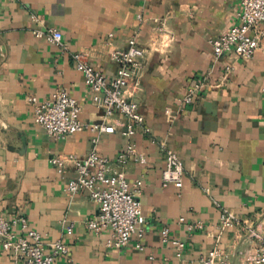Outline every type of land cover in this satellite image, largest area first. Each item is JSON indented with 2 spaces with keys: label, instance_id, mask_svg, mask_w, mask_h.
<instances>
[{
  "label": "crops",
  "instance_id": "0c3cea01",
  "mask_svg": "<svg viewBox=\"0 0 264 264\" xmlns=\"http://www.w3.org/2000/svg\"><path fill=\"white\" fill-rule=\"evenodd\" d=\"M238 9V0H0V216L24 213L47 241L62 238L69 253L57 264H199L217 245L229 250L231 264H249L257 247L250 230L264 232V37L250 59H216L211 45L238 23ZM46 26L61 30L66 48L35 36ZM134 36L146 55L131 89L151 133L139 130L132 138L148 162L130 161L126 171L131 184L144 180V250L136 247V235L116 249L107 244L109 229L89 228L86 219L98 214L99 205L88 190L68 193L74 166L60 173L52 162L93 148L115 158L129 143L121 127L101 134L97 144L89 128L55 139L35 121L28 99L53 98L66 88L82 104V120L101 123L102 110L72 54L83 52L113 76L111 49L127 48ZM198 81L206 85L186 105V90ZM152 137L180 155L181 189L163 184L165 153ZM223 207L236 213L238 226L219 227ZM196 220L204 229L189 233L186 223ZM164 226L186 243L181 257L162 242ZM0 264L21 262L0 247Z\"/></svg>",
  "mask_w": 264,
  "mask_h": 264
},
{
  "label": "built area",
  "instance_id": "2783aa9c",
  "mask_svg": "<svg viewBox=\"0 0 264 264\" xmlns=\"http://www.w3.org/2000/svg\"><path fill=\"white\" fill-rule=\"evenodd\" d=\"M238 1V23L211 40L216 59L224 54L250 59L261 47L264 37V29L261 28L264 25V0ZM32 18L41 24L44 22L38 15H32ZM161 27L163 28V25ZM34 34L66 48L63 34L56 27H39L34 30ZM145 55L146 49L141 46L137 37L130 38L127 48L111 49L110 56L117 64V72L113 76H107L91 64L83 52L72 54L77 69L83 72L85 83L92 91V102L102 110L101 123L84 122L81 118L82 104L66 88H58L53 98H28L34 106L35 121L55 139L89 128L97 133L93 138V142L97 144L101 134L115 132L118 125L122 133L129 138L127 147L115 158L99 153L96 148L84 156L70 153L52 158L60 173H64L69 165L74 166L77 176L67 181L66 191L70 194L81 189L90 192L91 198L99 205V212L95 217L86 219V225L95 231L109 229L107 244L116 249L126 247L135 235L136 247L139 250L145 248L143 238L146 218L141 201L144 180L138 178L131 184L126 171L130 161L141 164L148 162L146 155L138 150L132 140L139 130L151 133V128L146 125L144 114L141 112L140 103L134 98L131 89L135 68ZM232 69L231 65L227 66L226 75ZM205 85L204 81H198L189 86L183 97L184 103L192 104ZM152 141L158 143L165 153L163 184H174L181 189L185 167L180 155L166 141H158L155 137H152ZM179 221L185 222L186 219L181 216ZM218 223L221 229H228L238 226L240 219L232 209L223 207ZM204 227L202 220L186 223L189 233ZM72 230L73 226L70 224L67 231L71 233ZM250 231L257 239V247L256 254L250 258L249 264H264V232L259 234L252 229ZM161 235L162 242L174 248L176 257L184 254L186 243L180 238L172 237L169 227L164 226ZM0 247L15 256L21 264H57L60 256L69 253V246L62 238L47 241L39 230L31 226L24 213H18L13 218L0 216ZM199 264H231L230 252L217 245L201 256Z\"/></svg>",
  "mask_w": 264,
  "mask_h": 264
}]
</instances>
